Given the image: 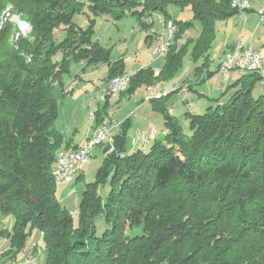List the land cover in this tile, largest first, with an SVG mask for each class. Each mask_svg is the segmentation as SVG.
<instances>
[{
  "label": "trees",
  "instance_id": "16d2710c",
  "mask_svg": "<svg viewBox=\"0 0 264 264\" xmlns=\"http://www.w3.org/2000/svg\"><path fill=\"white\" fill-rule=\"evenodd\" d=\"M168 3L189 6L200 33L178 42L194 23L172 20L163 69L136 70L128 91L167 79L186 54L207 66L215 21L243 12L232 0H0L1 11L11 5L32 28L14 43L10 23L0 30V213L13 216L12 231L2 232L14 260L40 233L43 264H264V95L251 93L258 72L238 76L203 113L187 111L188 131L162 95L152 99L164 115L162 139L156 133L147 151H128L124 130L115 132L110 151L100 145L104 157L84 185L76 221L58 200L54 160L71 142L54 127L55 85L71 61L107 62L105 81L124 72L122 59L108 61L110 49L92 40L95 16L140 5L131 9L139 19L153 12L170 19ZM84 6L86 27L73 20ZM94 117L93 128L103 124Z\"/></svg>",
  "mask_w": 264,
  "mask_h": 264
},
{
  "label": "rangeland",
  "instance_id": "374dc122",
  "mask_svg": "<svg viewBox=\"0 0 264 264\" xmlns=\"http://www.w3.org/2000/svg\"><path fill=\"white\" fill-rule=\"evenodd\" d=\"M249 2L250 8L242 11L243 13L237 12L227 19L215 21V36L208 51L209 59L207 64L212 71L216 70L218 58L228 43L231 44L238 39L251 37L255 44H263L264 46V19H261L260 14L257 13L258 8H264V0H249ZM139 7L140 5L123 7V9L115 7L113 12L95 16L92 40L105 49H110L108 61L112 62L122 59L124 68H130L127 71H136L142 68L144 64H147L150 65L149 68L158 72L163 69L165 55L152 52V49H155L157 45L155 38L149 37L152 41L150 45L146 41L149 28V23L146 19H155L157 12H153L150 15L145 14L139 19L137 15L131 13V9H138ZM121 10H123L121 16L116 17L115 15ZM165 10L171 20H182L183 22L192 20L194 23V25L185 26L186 28L182 31L178 42L198 36L201 26L197 20H193L189 6H178L168 3ZM83 12L75 14L73 20L79 26L86 27L89 24L86 16L89 11L86 6L83 8ZM166 20L173 24V21H169L168 18H165V23L168 24ZM7 23L12 25L10 39L12 43L18 37L29 36L32 29L30 23L21 14L16 13L9 4L4 6L2 11L0 10V30ZM60 56L61 54L57 53L54 59L58 60ZM201 65V60L195 62L186 54L183 57L182 66L178 67L167 79L154 81L152 85H139L131 91L125 88L120 93H113L105 98V94H101V90H107L108 81H105V79L108 73V63L104 61L98 63H87L83 60L71 61L69 70L62 74L61 83L57 82L55 85L54 95L58 102V116L54 121V127L66 137L77 140L93 128L95 124L94 116L100 113L104 124L93 128L92 131L102 125H109L113 134L123 129L125 147L128 151L137 149L147 151L152 144L151 141L156 139L154 136L156 133L151 138H148V141H140L136 138L138 131H148L153 126L158 132V139H162L166 134L163 113L154 107L152 99H145L149 87L154 88L155 93L165 94H156V97L159 99L161 98L159 96L162 95L163 108L179 121L184 131H188V120L184 116V112L189 110L193 113H203L207 108L206 106L214 104V99L221 96L222 91L220 89L224 91L226 88L224 86L231 83L234 77L238 76L236 72H232V78L229 81H225L220 75L215 73L207 82L203 80L196 83L194 73L203 72L204 67ZM127 71H124V73ZM160 84L162 85L161 88ZM180 84L183 85L184 90H187L177 95L172 90L180 87ZM210 87L213 88L211 89ZM161 90H164V92ZM251 93L254 98L264 95V81H257ZM185 101L188 102L187 107ZM73 130L78 132L75 138L72 135ZM103 157L102 146H97L87 163L83 165L79 178L75 176L71 179L73 180L72 182L70 180L66 184H56L59 202L70 211L75 221L78 212L77 205L81 199L84 185L95 179ZM108 189L109 182L106 181L101 187L102 194L105 195ZM12 221L13 216L11 214L0 213V264H12L14 260V251L10 252L9 240L2 232L4 230L9 233L12 231ZM96 225L97 234H101L106 227L103 218L97 217ZM139 231H141V228L133 229L130 233L135 234ZM32 242L42 245V234H31L27 238L24 251H35L31 247ZM43 253V249L42 252H38L37 264H43ZM22 257L21 254H18L15 260H19Z\"/></svg>",
  "mask_w": 264,
  "mask_h": 264
},
{
  "label": "built area",
  "instance_id": "2783aa9c",
  "mask_svg": "<svg viewBox=\"0 0 264 264\" xmlns=\"http://www.w3.org/2000/svg\"><path fill=\"white\" fill-rule=\"evenodd\" d=\"M249 0H247V5L244 7V11L249 9ZM257 13L260 14L261 19H264V8L260 7L257 9ZM162 22H165V18L159 12L156 13L154 22H149L148 36H159V43L157 49H152V52L159 55H165L167 53L168 45L172 41V38L176 33V25L173 23V26H169V30H162ZM245 46L241 42H236L231 49L227 50L223 54V57L218 66V74L225 80L229 81L232 78V72H236L238 76L243 75V71L255 72V64L264 65V53L260 49H255L251 46V55H243V48ZM247 56H254V63H247ZM136 71L129 72L128 75H132ZM127 77L121 78H109L107 81H111L110 90H101V94L106 96L113 94L118 90V87L121 84L125 83L128 80ZM177 95H180L182 92L186 91L183 88V85L180 84V87H177L172 90ZM156 94L163 93H153L152 89L148 88L146 92V100L156 98ZM150 133H158L154 127L148 129V131H138L136 134L137 140L148 141V136ZM113 133L110 130V126H106V131H90L86 141L82 142L84 144V154H77V147L68 148V154L63 156H56L54 161L59 162V170H52L54 173L55 183L62 184L63 175L67 172H76V176L82 171L83 165L87 163L89 157L91 156L93 150L100 146L101 144H108L110 146L109 151L112 149L113 145ZM62 161H70V168L61 169ZM40 245L36 242L31 243L33 250L27 251L25 254V260L22 262H13L12 264H37L38 252Z\"/></svg>",
  "mask_w": 264,
  "mask_h": 264
},
{
  "label": "bare ground",
  "instance_id": "6f19581e",
  "mask_svg": "<svg viewBox=\"0 0 264 264\" xmlns=\"http://www.w3.org/2000/svg\"><path fill=\"white\" fill-rule=\"evenodd\" d=\"M245 5H247V0H232V6L237 8L240 12L244 11ZM249 8H250V3H249ZM169 26H173V24H171V23L167 24L165 22H162V30H169ZM152 38H155L157 40V45L155 47V49H157V46L159 43V36H152ZM173 38H172V40H173ZM170 45H171V42L168 45V49H169ZM233 45H235V44H233ZM168 49H167V51H168ZM242 52H243V55H251V52H252L251 47H244ZM247 63H254V56H247ZM131 71H135V70H131ZM129 72L130 71H127L125 73L123 72L122 74L115 75L111 78L127 77ZM246 72H250V71H243V73H246ZM255 72L256 73L258 72L260 74V76L262 77V80L264 81V65L263 64H255ZM134 74L135 73H132V75H128V80H126L125 83L121 84V86L118 87V90L116 92H114V94H117V93H120L121 91H123L127 87L129 80L131 79V77ZM110 83H111V81H108V85L106 86L107 90H110V87H111ZM149 88L152 89L153 93L156 92L154 90V88H152V87H149ZM95 131H106V125H102V126L98 127V129L96 128ZM153 134L154 133H150L148 138H151ZM86 139H85V141H86ZM68 148H74V147H72V146L64 147V148L60 149V151H58L56 156H63L65 154H68L69 153ZM77 154H84V144H80V146L77 147ZM59 167H60L59 162L55 161L54 170H59ZM68 168H70V161H62L61 162V169H68ZM75 176H76V172H67L65 175H63L62 184L68 183ZM25 254H27V252ZM25 254L21 259L13 261V262L24 261L25 260Z\"/></svg>",
  "mask_w": 264,
  "mask_h": 264
},
{
  "label": "crops",
  "instance_id": "0c3cea01",
  "mask_svg": "<svg viewBox=\"0 0 264 264\" xmlns=\"http://www.w3.org/2000/svg\"><path fill=\"white\" fill-rule=\"evenodd\" d=\"M169 21H172L171 19H168ZM146 21L149 23V22H154V19H150V20H147L146 19ZM168 22V21H167ZM168 23H172V22H168ZM147 36V35H146ZM146 41L148 42V44L150 45V44H152V41H151V39L150 38H148V39H146ZM236 42H241V43H243V45L245 46V47H249V46H251V47H253V48H255V49H260L263 53H264V46H263V44H261V45H257V44H255L254 43V41H252V38L250 37V38H244V39H238V40H236L235 42H233V43H228V44H226V46H225V49L223 50V52H222V54H221V56L218 58V63H217V66H216V70H214V71H212L208 66H203L204 68H203V72L201 73V72H198V73H194L195 74V81H196V83H198L199 81L200 82H202L203 80L205 81V82H207V80H210L211 79V77H213L214 76V74L216 73V74H218V66H219V64H220V61H221V59H222V57H223V54L224 53H226V51L227 50H229V49H231L232 48V46H233V44L234 43H236ZM151 63V62H150ZM150 65H147V64H144V66H142V67H149ZM127 69H130V68H124V71H127ZM134 69V68H133ZM219 75V74H218ZM238 76H236V77H234V80L237 78ZM226 83V82H225ZM229 84V83H228ZM228 84H226L225 86H224V88L228 85ZM162 87V85L160 84V88ZM211 89L213 88V87H210ZM191 89H192V87H191ZM187 90V89H186ZM162 92H164V90H161ZM166 91V90H165ZM220 91H222L223 92V90H221L220 89ZM210 95V94H209ZM218 98V97H217ZM186 102V101H185ZM188 106V102H186V107ZM187 111H189V110H187ZM187 111H185L184 112V116H185V113L187 112ZM104 124V123H103ZM151 127H153V126H151ZM92 129L93 128H91L89 131H87L86 132V134H84L81 138H79V139H77V140H74L73 138H71V137H66L65 136V138L66 139H69V141L71 142V145L70 146H72V147H78V146H80V144L86 139V137L89 135V133H90V131H92ZM76 134H78V132L76 131V130H73L72 131V135H73V137L75 138V135ZM131 149V148H130ZM73 180H71V182H72ZM26 249V248H25ZM26 253V251H23L22 253H21V255L22 256H24L23 254H25Z\"/></svg>",
  "mask_w": 264,
  "mask_h": 264
}]
</instances>
